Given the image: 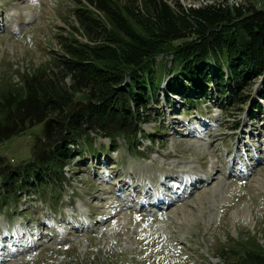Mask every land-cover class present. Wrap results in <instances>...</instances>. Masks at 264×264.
I'll return each instance as SVG.
<instances>
[{
	"label": "rangeland",
	"instance_id": "rangeland-1",
	"mask_svg": "<svg viewBox=\"0 0 264 264\" xmlns=\"http://www.w3.org/2000/svg\"><path fill=\"white\" fill-rule=\"evenodd\" d=\"M174 1L186 9L264 7ZM75 5L0 0V93L50 68L58 36L76 24ZM262 84H252L242 110L210 99L187 111L184 98L169 105L161 94L144 137L118 141L103 156L100 148L111 144L99 138L95 155L66 168V184L0 204V264H234L264 248V113L253 110ZM41 135L37 126L1 144L0 156L12 165L30 161Z\"/></svg>",
	"mask_w": 264,
	"mask_h": 264
},
{
	"label": "trees",
	"instance_id": "trees-1",
	"mask_svg": "<svg viewBox=\"0 0 264 264\" xmlns=\"http://www.w3.org/2000/svg\"><path fill=\"white\" fill-rule=\"evenodd\" d=\"M85 1L75 0L76 24L58 36L50 68L23 74L20 87L0 93V145L42 126L30 161L12 165L0 156V204L66 184V168L95 155L99 138L110 141L101 149L107 154L120 140L144 137L141 126L161 94L169 105L184 98L187 111L210 99L242 110L262 78L253 110L264 113V7ZM234 264H264V248Z\"/></svg>",
	"mask_w": 264,
	"mask_h": 264
}]
</instances>
